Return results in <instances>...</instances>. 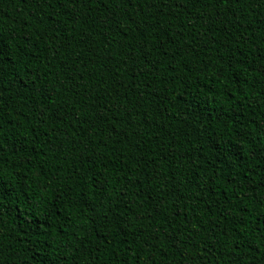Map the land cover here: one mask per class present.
Instances as JSON below:
<instances>
[{"label":"trees","instance_id":"obj_1","mask_svg":"<svg viewBox=\"0 0 264 264\" xmlns=\"http://www.w3.org/2000/svg\"><path fill=\"white\" fill-rule=\"evenodd\" d=\"M0 264H264V0H0Z\"/></svg>","mask_w":264,"mask_h":264}]
</instances>
